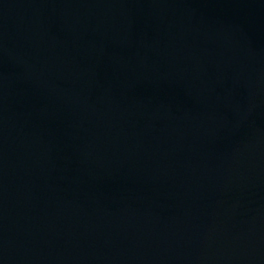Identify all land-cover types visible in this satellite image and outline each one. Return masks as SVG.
I'll list each match as a JSON object with an SVG mask.
<instances>
[{"label":"water","instance_id":"1","mask_svg":"<svg viewBox=\"0 0 264 264\" xmlns=\"http://www.w3.org/2000/svg\"><path fill=\"white\" fill-rule=\"evenodd\" d=\"M0 264H264V0H0Z\"/></svg>","mask_w":264,"mask_h":264}]
</instances>
